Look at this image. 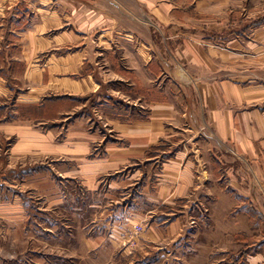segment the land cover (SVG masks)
Returning a JSON list of instances; mask_svg holds the SVG:
<instances>
[{
  "label": "crops",
  "instance_id": "1",
  "mask_svg": "<svg viewBox=\"0 0 264 264\" xmlns=\"http://www.w3.org/2000/svg\"><path fill=\"white\" fill-rule=\"evenodd\" d=\"M243 9V0H0V96H16L13 121L0 104V138L14 137L0 171V255L2 240L17 238L1 223H27L22 195L41 200L48 223L47 211L69 203L70 181L107 198L109 232L91 238L93 250L109 239L111 257L129 254L119 235L142 224L141 260L193 235L184 250L195 261L228 255L230 239L236 251L249 246L246 264L264 261V85H243L264 80V25L243 34ZM81 97L93 98V119L70 121L83 105L67 101ZM115 103L132 119L111 116ZM205 131L218 144L208 140L206 154L179 137L190 132L194 144ZM198 206L209 210L191 233ZM118 216L128 230H116Z\"/></svg>",
  "mask_w": 264,
  "mask_h": 264
},
{
  "label": "rangeland",
  "instance_id": "2",
  "mask_svg": "<svg viewBox=\"0 0 264 264\" xmlns=\"http://www.w3.org/2000/svg\"><path fill=\"white\" fill-rule=\"evenodd\" d=\"M243 14L240 16L241 18V30L243 34L248 35L251 30L254 28H258L261 25H264V0H243ZM259 69H264V64L259 65ZM263 78V77H262ZM243 85L245 86H262L264 85V80L262 79H248L243 81ZM14 91V90H13ZM16 103L15 91L12 95H4L0 96V104H2V108L6 109V117L3 120L5 121H13L16 118V114L12 109H14V104ZM71 103L73 106L82 104V108L75 113H71L66 116H70V121H75L78 117L85 114L88 117H92L93 119V98L89 97H81L77 98L75 101H67ZM119 106V105H118ZM127 108V107H126ZM3 114V113H2ZM3 118V117H2ZM69 122V121H68ZM93 122V121H92ZM93 124V123H92ZM93 130V125H92ZM180 138H184L188 141V146L193 147L195 150L198 149V153H208L205 147L207 145V141L209 140L210 144L213 145L212 141H214L215 148L217 150V140L216 137L210 132H204L199 135H195L197 138V142L194 144L190 143V138H193L194 135L190 132H184ZM3 139V138H2ZM0 138V140H2ZM5 140V139H4ZM2 140L0 144V171L3 170L6 165L9 155L11 154L12 143L14 142V137L8 138V140ZM169 144V145H168ZM164 147L163 145H159ZM170 146V142H166V146ZM178 146L172 145L170 150H175ZM219 151V150H218ZM205 153V154H206ZM222 152L220 151V154ZM164 155V153H160ZM162 157V156H161ZM159 157V158H161ZM145 164V163H144ZM143 164V165H144ZM150 167V165H148ZM135 168V167H133ZM128 168V169H133ZM126 169L123 172H127ZM242 175V174H241ZM243 176V175H242ZM77 185V186H76ZM65 189V197L68 202L65 207H59L54 210L47 211L50 213V216L47 217L48 221L44 222L45 224H51L54 219L58 221V224L54 226L51 231H47L48 227H46V231L42 230L44 223L41 220L43 219V212L39 210L38 202H41L35 195L32 197L29 193L28 199L30 203H32L42 214H35L33 211V215H31L27 209V223H17V225H9L4 221L1 223V231L3 235H9L11 232L13 235H17L16 240L3 239L2 247L3 252L0 255L1 264H106L108 260L114 258V264H170V260L172 259V264H246V256L250 251L249 246H240L241 249L236 251L234 248L239 245L235 244V241L228 240L227 251L230 253H222L215 256H207V260L198 259L195 261V250H184L187 246H191L190 243L194 242V236L189 235L188 239H184V241H178L173 245L172 252H165L160 257L151 256L152 258L142 259L138 254L140 253L137 250V241L139 240V233L144 231V226L142 224H137L143 227V230L137 232L134 229V233L132 235H119L121 240L118 241L117 249L121 250L124 248H128V253L126 255H121V253L115 254L113 257L109 255V248L106 252L104 249L109 247V239H105L103 243L97 246L96 250H93V238L98 234H106L109 232L108 222H106L107 212L105 209V204L108 203L107 198L103 196L101 193H90L83 186H80V183H73L70 181H65L63 184ZM18 192L20 189H24L23 186H18ZM138 188L135 187V192H137ZM132 190H125L124 196L128 193H131ZM105 193V192H103ZM98 203L101 206H93L91 203ZM74 202V203H73ZM91 204V206H90ZM103 205V206H102ZM40 207L42 204L40 203ZM264 208V203H263ZM146 209V208H145ZM167 209V208H166ZM162 209V211H169L168 209ZM209 207H193L189 210L191 212L189 219L187 221L188 225L192 227L191 233L196 230H200L202 226V220H206V216L208 213ZM263 211V210H262ZM46 212V211H45ZM236 213V212H235ZM203 215V216H202ZM120 224H118L116 230H128V228H124L125 226L122 224V217L118 216ZM264 222V215L260 218V223ZM29 222V223H28ZM262 222V227L258 230V233H263L264 223ZM123 225V226H122ZM148 225V224H147ZM146 227L148 228V226ZM48 226V225H46ZM135 226V227H136ZM134 227V228H135ZM8 231V232H6ZM125 232V231H124ZM107 235H104L106 237ZM235 236V235H234ZM259 239L264 237L263 235H258ZM109 237V236H108ZM138 237V238H137ZM90 239L89 241H87ZM199 239V238H198ZM107 245H104V244ZM119 244V245H118ZM260 247L263 243H259ZM258 245V246H259ZM182 247V248H181ZM260 247L257 248L255 252H260ZM92 250H89V249ZM178 249V250H177ZM151 250H154L153 246H151ZM233 250V251H232ZM235 250V251H234ZM123 252V251H121ZM242 254L243 258L238 259L239 253ZM234 253V254H233ZM240 254V255H241ZM250 254V253H249ZM117 255V256H116ZM153 259H156L153 262ZM176 259V260H175ZM141 260V261H140ZM175 261V262H173ZM243 261V262H242ZM158 262V263H157ZM260 264H264V261Z\"/></svg>",
  "mask_w": 264,
  "mask_h": 264
},
{
  "label": "trees",
  "instance_id": "3",
  "mask_svg": "<svg viewBox=\"0 0 264 264\" xmlns=\"http://www.w3.org/2000/svg\"><path fill=\"white\" fill-rule=\"evenodd\" d=\"M117 104L119 103H115L113 106L109 107V114L111 116H113L114 118L117 119H122V120H130L132 119V116H130V113L127 109L124 108L123 105H121L120 107H117ZM23 199H24V205L25 208L30 211L29 213L31 215H33V211H35V214H42L37 207H35L32 203H30L28 197L26 195H22ZM151 207V206H150ZM239 253V257H237L238 259L243 258L242 254ZM243 262V261H242Z\"/></svg>",
  "mask_w": 264,
  "mask_h": 264
},
{
  "label": "built area",
  "instance_id": "4",
  "mask_svg": "<svg viewBox=\"0 0 264 264\" xmlns=\"http://www.w3.org/2000/svg\"><path fill=\"white\" fill-rule=\"evenodd\" d=\"M135 230H136L137 232H140V231L143 230V227L140 226V225H138V226L135 227Z\"/></svg>",
  "mask_w": 264,
  "mask_h": 264
}]
</instances>
